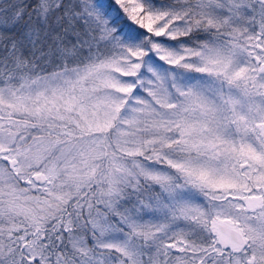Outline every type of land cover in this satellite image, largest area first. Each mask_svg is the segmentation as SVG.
Returning a JSON list of instances; mask_svg holds the SVG:
<instances>
[{
    "label": "snow or ice",
    "instance_id": "6c2138e0",
    "mask_svg": "<svg viewBox=\"0 0 264 264\" xmlns=\"http://www.w3.org/2000/svg\"><path fill=\"white\" fill-rule=\"evenodd\" d=\"M0 264H264V0H0Z\"/></svg>",
    "mask_w": 264,
    "mask_h": 264
},
{
    "label": "rangeland",
    "instance_id": "374dc122",
    "mask_svg": "<svg viewBox=\"0 0 264 264\" xmlns=\"http://www.w3.org/2000/svg\"><path fill=\"white\" fill-rule=\"evenodd\" d=\"M126 3H131L132 0H125ZM113 73H116L118 71H120V69L118 67H114L112 70H111ZM257 102H259V98H257ZM238 139V137H236Z\"/></svg>",
    "mask_w": 264,
    "mask_h": 264
}]
</instances>
